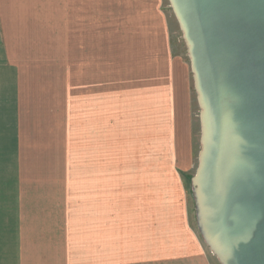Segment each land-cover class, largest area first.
Here are the masks:
<instances>
[{
  "label": "crops",
  "instance_id": "1",
  "mask_svg": "<svg viewBox=\"0 0 264 264\" xmlns=\"http://www.w3.org/2000/svg\"><path fill=\"white\" fill-rule=\"evenodd\" d=\"M110 3L125 5L112 41ZM162 8L0 0V264H219L190 210L191 72ZM122 129L168 165L174 191L109 190Z\"/></svg>",
  "mask_w": 264,
  "mask_h": 264
},
{
  "label": "water",
  "instance_id": "2",
  "mask_svg": "<svg viewBox=\"0 0 264 264\" xmlns=\"http://www.w3.org/2000/svg\"><path fill=\"white\" fill-rule=\"evenodd\" d=\"M199 109L195 224L219 264H264V0H167Z\"/></svg>",
  "mask_w": 264,
  "mask_h": 264
},
{
  "label": "rangeland",
  "instance_id": "3",
  "mask_svg": "<svg viewBox=\"0 0 264 264\" xmlns=\"http://www.w3.org/2000/svg\"><path fill=\"white\" fill-rule=\"evenodd\" d=\"M64 6V5H62ZM66 6V5H65ZM98 5H93V8ZM109 18H110V41L112 39H115V35H111V33L115 32V29H113V26L115 22V19L118 17L119 11H121V19L124 18V9L125 5L121 4H109ZM118 6H120L121 10H118ZM67 8V6H66ZM163 11L166 14L169 25H170V35H171V45H172V51L176 56H180L182 59H184L188 64L189 61L187 59L186 55V47L182 40V35L180 33L179 27L177 25V22L172 14V11L169 7V3L167 0H163ZM63 13V11H62ZM66 23V22H65ZM132 39V36H130ZM121 45H123V40L125 37L121 36ZM115 45L114 43L110 42V58L112 54L111 48ZM125 45V43H124ZM64 46H67V43L62 44V75H67V51H64ZM66 53V56H65ZM124 57V56H123ZM122 57V58H123ZM78 69V77L79 75V68ZM190 84H191V95H192V104H193V114H194V162H193V168L188 174L189 177H193L195 173V169L197 166V155L199 152V138H200V127H199V109L196 102V95L193 88V81L192 76H190ZM79 118V114H78ZM130 116V120H131ZM115 116L110 115V122H114ZM126 117H124L125 121ZM79 131V124H78V134ZM125 136H128V134L122 129L121 136H120V145L116 147V141H112L110 139V148H109V190L115 191L117 188L121 191H174L173 182L171 179V175L168 172L167 164H155L150 163V156L151 153L149 151V148H138V147H132L131 146V139H127L125 141ZM78 142L79 136H78ZM79 149V147H78ZM155 149V147H154ZM153 149V150H154ZM119 155V158H116L115 156ZM116 159L117 162H116ZM83 165L78 164V176L83 174V171H81ZM80 170V171H79ZM119 176V177H118ZM119 181V184H118ZM186 189L189 191V205L190 210L192 213L193 210V200L191 197V190H190V182L189 180L186 181ZM79 181H78V190L80 189ZM193 215V214H192Z\"/></svg>",
  "mask_w": 264,
  "mask_h": 264
},
{
  "label": "trees",
  "instance_id": "4",
  "mask_svg": "<svg viewBox=\"0 0 264 264\" xmlns=\"http://www.w3.org/2000/svg\"><path fill=\"white\" fill-rule=\"evenodd\" d=\"M183 176H184L185 182L188 181V180H189V182H190L191 177H189L188 175H183Z\"/></svg>",
  "mask_w": 264,
  "mask_h": 264
}]
</instances>
